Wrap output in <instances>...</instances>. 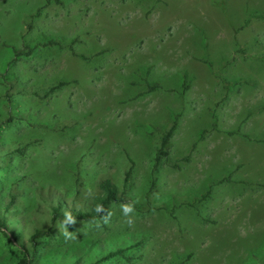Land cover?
<instances>
[{"label": "rangeland", "instance_id": "rangeland-1", "mask_svg": "<svg viewBox=\"0 0 264 264\" xmlns=\"http://www.w3.org/2000/svg\"><path fill=\"white\" fill-rule=\"evenodd\" d=\"M3 73L0 264H264V0H0ZM130 165L124 203L52 219Z\"/></svg>", "mask_w": 264, "mask_h": 264}, {"label": "trees", "instance_id": "trees-1", "mask_svg": "<svg viewBox=\"0 0 264 264\" xmlns=\"http://www.w3.org/2000/svg\"><path fill=\"white\" fill-rule=\"evenodd\" d=\"M47 1H53L55 3H61L63 0H47ZM39 9L34 13L31 14L33 17L35 15H38ZM28 29L30 28V25H27ZM57 44V41L53 38H46L45 40H38V42L34 43H24L18 48H12L10 60L6 65H9L11 62L16 61L18 59L28 57L32 55L36 49L42 48V47H48L51 45ZM1 81L3 84L7 83L9 80V77H13L12 73H3L1 74ZM11 79V78H10ZM65 82L58 81L56 84L50 86L45 93H51L55 90H57L59 87H61ZM147 87L149 89H154L157 87V84L154 82L153 84L147 83ZM10 88V87H9ZM17 93V90H15L14 93H9L8 91L5 92V98L8 101L7 104V112H6V118L4 122L10 123L16 118H18V112L15 108L14 101L12 100V95ZM176 127V118H173V121L171 125L164 130L163 133L159 136L158 143L156 145V148L153 150V164H152V172L155 173L156 169L161 164V159L166 157L167 155V147L169 144V139ZM132 163V161H131ZM131 172V165L128 167V169L124 172V176L122 179L121 184L119 185L116 180H114L111 177H102L98 180L96 185V191L95 193L88 198L87 201H84L81 207H74L66 205L65 203H61L60 196L58 192L54 191L51 193V197H49L47 201L48 207L52 210V219L60 218L62 216V210L66 211L68 218L70 219H78V220H85L90 221L94 218L101 216L105 213L107 207L111 203H124L126 201V190H127V184L130 177ZM67 202V201H66ZM68 203V202H67ZM71 205L72 202L70 201ZM8 228L6 223L3 219H0V231L5 232V230ZM41 233L40 231H37L36 234ZM26 257V256H25ZM25 261V258L21 260V263Z\"/></svg>", "mask_w": 264, "mask_h": 264}]
</instances>
